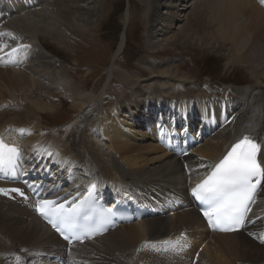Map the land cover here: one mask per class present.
Masks as SVG:
<instances>
[{
  "label": "bare ground",
  "instance_id": "1",
  "mask_svg": "<svg viewBox=\"0 0 264 264\" xmlns=\"http://www.w3.org/2000/svg\"><path fill=\"white\" fill-rule=\"evenodd\" d=\"M7 1L0 6V140L20 146L24 167L26 170L33 168L32 177L39 180V185L43 180L51 183L53 188L61 186L68 191L97 182L103 192L129 187L132 191L142 192L144 200L157 192L162 195H168L171 190L185 193L191 182L199 179L207 166L217 162L224 149L242 135L261 143L260 158L264 165V86L236 87L233 93L240 106L230 116L229 111L224 113L219 108L223 105L222 101L210 102V97L203 94L198 98L181 92L179 96H174L154 84L146 88L147 80L141 82L125 72L122 79L128 84L122 87L125 91L127 89L126 99L107 111L102 126L98 123V110L103 104L108 84L98 95L81 97L64 63L46 50L36 36L38 32L59 36L53 39L54 42L65 44L59 23L64 24L68 20L73 24L78 22L77 25H91L98 17L95 8L83 5L76 8L81 13H69L65 9L67 5L58 0ZM36 7L38 12L34 11ZM154 7L153 27L159 32L168 30L169 25L177 21L178 15L168 12L158 14V11L176 7L171 0L155 2ZM204 11H208L207 20L216 38L213 34L197 38L189 31L186 21L183 27L164 37L162 42L150 41L148 46L160 44L165 48L171 44L191 43L214 49L220 54L225 52L227 63L246 66L256 80L264 78V8L260 0H205L198 9L200 13ZM20 13L25 16L15 20L14 15ZM124 18L126 31L128 12ZM125 31L110 59L109 75L112 76L115 69L120 70L116 63L124 47ZM175 71L178 69L175 68ZM175 71L151 70L153 77L148 82L165 76L178 78ZM41 92H45L47 98L53 97L56 92H70L74 96L81 126L78 130L72 129L64 145L53 137L29 138V133L25 131L29 130V125L39 130L41 115L54 109L49 103L32 100ZM215 105L218 108L213 117H208L214 119L213 126H223L231 119L230 123L218 131L214 130L210 138L203 132L211 127L205 125L202 133L207 140L188 156L178 159L156 144L153 135L159 122L150 118L172 108L178 113H186L187 120H193L208 106ZM202 117L207 119V115ZM146 119L147 133L153 132L151 137L138 129L143 127L142 122ZM23 144L27 150L22 148ZM263 200L264 184L256 204ZM181 233L186 235V239L172 244ZM0 236H5L4 242L0 240V264H6L3 262L5 257L1 256L11 252L23 257L24 251L30 252L28 259L32 260L35 253L44 257L46 253H56L61 246L54 234L30 211L1 198ZM18 240L19 247L14 242ZM11 241L15 243L13 246ZM162 241H168V244L158 246ZM111 250H117L116 257ZM80 254L94 256L81 258ZM69 257L79 264H105L103 262L110 260L117 264H193V261L194 264H264V246L259 242L258 223L239 233H210L195 209L182 208L172 216L163 212L157 217L121 225L102 238L73 246ZM117 259H121L120 263ZM43 261L47 262V259ZM43 261L40 264H45Z\"/></svg>",
  "mask_w": 264,
  "mask_h": 264
},
{
  "label": "rangeland",
  "instance_id": "2",
  "mask_svg": "<svg viewBox=\"0 0 264 264\" xmlns=\"http://www.w3.org/2000/svg\"><path fill=\"white\" fill-rule=\"evenodd\" d=\"M69 1L58 0L59 3L67 5L65 9L69 13H81V10L76 11V8L83 5L93 6L98 15L94 23L91 25H80L79 23L77 25L78 22L73 24L68 20L67 23H59L60 31L64 33L61 37L65 44L62 45L53 40L54 38L58 39L59 36L52 37L41 32H38L36 36L42 46L63 61L66 71L70 73V80L77 86L81 97L98 95L108 84L103 104L98 110L100 115L98 123L102 126L108 111L104 110V107L112 103L110 108L117 106L126 99L124 96L127 93L128 82L122 79V74H126L125 72L129 73L132 78H138L141 82L147 80L146 88L154 84L174 96H179V92H181L197 98L202 96L201 94L208 97H221L229 94L234 98L233 92L235 93L237 85H240L237 87L264 86V78L256 80L246 66H232L227 63L225 52L220 54L214 49L199 47L191 43L171 44L165 48L160 47V44L153 47L148 46L150 41L162 42L164 37L183 27L186 21L189 31L197 38L212 34L215 37L214 29L207 20L208 11L198 12L205 0H171L176 8L172 10L160 9L158 14L176 13L178 17L177 21L169 25L170 29L168 27V30L163 32H159L153 27L152 20V15L155 14L154 4L161 0H82L75 3ZM36 12H38L37 9ZM56 12L57 9L53 13L56 14ZM127 12L129 13V22L125 34L124 50L116 63L120 70L115 69L112 76L109 75L110 59L117 49L121 36L119 32L125 28L124 17ZM14 16L17 20L22 19L25 15L22 16L20 13ZM56 64L59 69L60 64L58 62ZM175 68L178 71H175ZM168 69L175 71L178 78H166L165 76L154 80L155 82H148L153 77L151 70L161 72ZM124 85H126V91L122 87ZM32 100L49 103L54 109L52 112H45L41 115L42 126L39 130H35L29 125V130H25L26 133H29L28 137H53L60 144H66L72 129L78 130L81 126L79 108L75 105L73 94L56 92L53 97L47 98L46 93L41 92L38 97H34ZM22 146L27 149L25 144ZM4 237L0 236L2 242H4ZM14 242L19 247V240ZM15 243L11 241L10 245L13 246ZM22 244L26 243L22 242ZM7 245L9 244L7 243ZM115 252L117 250H111L114 257H116ZM78 256L88 258L94 255L80 254ZM120 261L121 259H117V262L120 263ZM103 263L117 264L112 260Z\"/></svg>",
  "mask_w": 264,
  "mask_h": 264
},
{
  "label": "snow or ice",
  "instance_id": "3",
  "mask_svg": "<svg viewBox=\"0 0 264 264\" xmlns=\"http://www.w3.org/2000/svg\"><path fill=\"white\" fill-rule=\"evenodd\" d=\"M261 2L264 3V0ZM259 148L260 146L252 139L244 138L215 166L210 177L192 189L197 199L211 201L204 211V216L214 229L233 231L238 230L243 224L244 215L250 210L248 205L254 202L261 178H264V168L256 159ZM15 153L16 149H8L5 153L3 146L0 145V162L12 159ZM3 191L0 189V192ZM11 191L20 192L19 189ZM49 203L51 202H45ZM37 210L48 218L43 212V206L38 205ZM53 226L60 230L57 224L54 223Z\"/></svg>",
  "mask_w": 264,
  "mask_h": 264
}]
</instances>
